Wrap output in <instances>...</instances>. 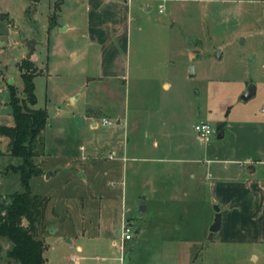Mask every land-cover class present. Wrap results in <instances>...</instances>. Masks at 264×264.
<instances>
[{"label":"rangeland","instance_id":"1","mask_svg":"<svg viewBox=\"0 0 264 264\" xmlns=\"http://www.w3.org/2000/svg\"><path fill=\"white\" fill-rule=\"evenodd\" d=\"M35 1L0 0V14L4 15L0 17V124H13L8 86H15L18 97H21L23 81L18 64L28 53L24 39H36L39 43L35 44L33 56L36 57L34 63L38 66V74L34 77L36 104L33 107L45 109L48 114L43 131L46 156L38 159L43 171L41 176H44L48 166L63 164L68 157L80 158L81 155L87 157L86 155L93 154L94 147L99 148V155H107L114 150L120 157V147L116 140L124 132L125 126L123 123L120 127L117 126L116 114L120 113L123 122L124 114L129 110V118H132L136 110L132 105L134 98L140 106V115L145 118L141 125L142 132L137 133L150 137L147 139L141 136L140 142L151 144V138L158 134L160 143V149H152L154 151L151 153L141 152L138 159L127 163L129 168L123 204L130 209L126 217L132 224L133 239L126 242L125 251L128 255L125 260L124 252L120 251V173L113 178L108 175L106 181L96 187L92 182L91 188V173L82 172L87 174L88 182L83 190H78V195H81L79 197L77 193L70 191L67 173L64 171L55 173L53 169L50 172L55 174L48 179H42L41 176L31 178V190L49 197L43 227L45 234H50L56 223L59 224L56 233L46 238V264H75L69 258L71 255L85 256L79 264H176L186 256L185 247L177 242V238L185 236L186 219L183 214L180 219L169 220L179 226L174 230L173 237L155 236L150 233L149 225L154 221L150 222L147 213L142 218L139 217L136 202L146 190V187L141 189L143 184L153 186L155 182L162 181H173L180 187L178 192L175 190L176 196L184 198L183 189L190 190L187 187L190 183L187 168L185 169L187 164L182 167L183 171L169 174L155 172V176L150 178L149 169H162L161 167L169 165L150 158L169 156L161 149L172 142L183 144L182 147L187 145L193 150L202 148L208 141L216 138L214 132L217 122L228 114L232 105H251L255 108L263 105L262 96L246 102H241L239 98L249 84L260 87L264 82V0L152 1L153 8L148 17H144L145 20L158 24L164 22L171 29L166 31L164 41L153 40L148 43L150 46H147V50L164 47L167 68L171 69V74L167 76L171 89L167 95L162 92L161 97L160 92H153L151 99L146 91H136L133 88L112 91L111 82L97 79V60L92 49H86L85 41L78 35H73V32L62 31L65 24L61 23L62 28L49 27V16H54L55 12L58 15L56 7L59 5L61 8L59 22H62L68 18V6L62 4V0ZM159 5L164 6L163 12L159 11ZM42 29L46 30L44 39ZM188 36L196 37V45L187 44ZM191 51L194 53L192 58L187 53ZM131 56L132 59L136 58L137 53L133 50ZM151 60L154 61V58ZM190 66L194 67L193 76H189ZM84 103L88 108L100 110L94 119L97 127L91 126V120L83 119L86 111ZM103 118H107L110 124L103 123ZM200 120L208 123L213 130L207 142L200 141L194 129V125ZM178 130V137L165 139L161 136L162 133H175ZM128 131L131 138V128ZM7 142V138H0V194L22 190L19 173L13 170L20 159L9 153L3 154L8 148ZM171 154L187 156L181 150ZM95 159L98 158L79 159L76 169H81L83 162L90 164ZM105 163L107 166L114 162L107 160ZM71 175L81 185V178L76 171L71 172ZM207 190V186L197 190V204L192 206L193 224L197 230L195 232L202 233L204 237L199 263L264 264V244L228 248L209 240V229L215 212L214 203L208 200ZM201 192H204L203 197ZM90 194L94 195L91 203ZM64 197L69 201V218L58 220L53 214V198L57 200ZM99 203L104 205L100 213L93 210ZM174 209L177 211V205ZM139 219L146 228L141 236L135 233ZM97 223L102 225L99 227ZM82 228L87 234L99 232L98 238L79 234ZM74 234L78 236L75 237ZM66 238L71 239V243ZM170 238L176 239L171 241ZM77 245L82 246L81 253L76 251ZM10 246L11 242L0 236V264L15 263L7 259V254L4 256ZM129 249L132 250L128 251ZM251 254L258 255L259 259L252 260Z\"/></svg>","mask_w":264,"mask_h":264},{"label":"crops","instance_id":"2","mask_svg":"<svg viewBox=\"0 0 264 264\" xmlns=\"http://www.w3.org/2000/svg\"><path fill=\"white\" fill-rule=\"evenodd\" d=\"M152 1L157 0H62V4L65 3L70 9L69 15L65 21L59 22L61 8L58 5L56 7L58 15L57 12L54 13V26L62 28V24H65L61 29L62 31L73 32V35H78L85 41L86 49H92L94 58L97 60L96 78L101 80V82H111L112 91L117 92L119 89L133 88L136 91H146L149 99H151L153 92L156 91L160 92L159 97H161L162 92L167 95L171 89V84L167 80V76L171 74V69L167 68L168 60L167 55L164 53L165 50L163 51L164 47L158 46L159 48L154 47L147 50V46H150L148 43L153 40L164 41L166 31L171 28L164 22L158 24L145 20L144 17H148L149 12L153 8L151 5ZM193 1L199 2V0ZM196 43L195 36L187 37L188 45H196ZM133 50L137 53V56L132 59ZM187 53L192 58L194 53L192 51ZM35 58L33 54L30 57L33 62ZM151 58H154V61ZM34 64L38 68L36 63ZM256 96H262L264 99V82L260 87L255 86V93L250 99ZM138 97L140 96L138 95ZM72 99L74 100V98ZM240 101L246 102L241 99ZM126 103L129 109V95H127ZM83 105H86V103ZM132 105L136 109L132 118H129V110L124 114L123 122L121 121L120 113L116 114L117 126L120 127L121 123H123L126 130L116 140L117 146L120 147V157L114 150L107 155H99V148L94 147L92 149L93 154H88L86 155L87 157L81 155L80 158L68 157L63 164L48 166L45 172L46 174L47 171H52L53 169L55 173L59 171L66 172L70 191L73 194L77 193V195L79 191L85 188V184L88 182L87 174L84 175L82 172L89 171L91 173V188H93L92 182H94V187H96L106 181L108 175L113 178L120 173V225L123 209L129 208L123 204L124 188L127 185L126 180L129 168L128 161L138 159L137 156L141 152L151 153L160 149L158 134L151 138V144L140 142L141 136L147 139L150 137L146 134L140 135L137 133L142 132L143 128H141V125L145 118L140 115V106L135 98ZM85 108L83 119L91 120V126L97 127V122L94 119L100 110L88 108L87 105ZM162 122L165 121L163 120ZM129 128H131V138L128 136ZM219 131H222L221 137H218ZM214 133L216 138L208 141L200 149L193 150L188 148L187 145L182 147L183 144L172 142V144H168L167 147L165 146L161 149L165 150V154L169 156L150 158L152 161L169 164L161 167L162 169H149L150 178L155 176V172L169 174L183 171L182 167L187 164L185 169L187 168V176L190 179L187 187H190V190L189 188L187 190L183 189L184 198L176 196L175 190L177 191L180 187H177L173 181L170 183L165 181L155 182L153 186H149L148 183L146 185L141 184V189L146 187V190L143 195H140L141 198L139 197L136 204L138 208L141 201H144L146 208L138 215L142 218L147 213L149 214L150 222L154 221L152 222L153 224H149L150 233L152 232L155 236L165 235L173 237L174 230L178 229L179 226L169 222V220L180 219L182 214L186 219L184 225L185 236L180 239L177 238V242H179L181 247H185L186 256L179 259L176 264H198L202 258L200 252L203 250L204 237L202 233L195 232L197 230H195L193 224L194 211L192 206L194 207L197 204V199H195L199 195L197 190L205 186L208 188V200L218 207L220 213V228L213 233L209 232L211 236L209 240L213 243L223 244L228 248L233 246L247 248L252 244H264V103L259 108L251 105L230 106L228 114L218 120ZM178 134H180L179 130L175 133H162L161 136L165 137V139H171V136H177ZM2 137L4 136L0 135V138ZM198 139L200 140L199 137ZM179 150L187 156H172V152L175 154ZM45 153L42 157L46 156ZM3 154H8V148L6 153ZM88 158L98 159L91 161L90 164L83 162V165H80L81 169H76L79 159L86 160ZM107 160L114 163L106 166L105 162ZM75 171L81 178V185L73 180L71 172ZM45 174L41 176L42 179H48ZM203 194L204 192L200 193L202 197ZM1 195L8 196L10 194ZM79 196L81 195L79 194ZM89 197V203H91L94 195L90 194ZM65 198H58L57 200L53 198L55 219L67 220L69 218V201L68 199L65 200ZM81 199L83 198L81 197ZM176 205L177 211L174 209ZM103 207L104 205L99 203L93 210H97L100 213ZM181 207L182 209H180ZM97 225L100 227L102 224L97 223ZM58 226L59 224L56 223L55 229L45 236V243L47 237L56 233ZM83 231L85 232L84 228L78 233L81 235H92L93 239L98 238L99 232L87 234ZM143 232H146L145 224L139 219L135 233L141 236ZM74 235L75 237L78 236V234ZM175 239L170 238L169 240ZM66 241L71 243L72 240L66 238ZM120 242V251L124 252L123 260H125L128 255L127 251H125L127 241L122 242L120 240ZM134 245L135 243L132 244V249ZM6 251L4 256L7 254ZM76 251L81 253L83 251L82 246L77 245ZM73 256L78 258L76 264H79L80 260L85 257L82 255L79 257L71 255L69 258ZM44 257V264H46L47 257L45 252ZM251 257L254 261L259 259L258 255L251 254Z\"/></svg>","mask_w":264,"mask_h":264},{"label":"trees","instance_id":"3","mask_svg":"<svg viewBox=\"0 0 264 264\" xmlns=\"http://www.w3.org/2000/svg\"><path fill=\"white\" fill-rule=\"evenodd\" d=\"M54 25V16H50L49 27ZM18 68L23 81L22 95L18 97L15 86H8L13 124H0V135L8 139V153L20 159L13 170L19 173L22 190L8 196L0 194V236L11 242L6 251L7 259L15 262L11 264H44L47 246L43 227L49 197L34 193L30 180L43 173L38 159L44 155L42 132L48 114L45 109L33 107L36 104L33 78L38 74L34 62L23 58Z\"/></svg>","mask_w":264,"mask_h":264},{"label":"water","instance_id":"4","mask_svg":"<svg viewBox=\"0 0 264 264\" xmlns=\"http://www.w3.org/2000/svg\"><path fill=\"white\" fill-rule=\"evenodd\" d=\"M42 39H44V30L43 29H42ZM24 41H25V43L27 45V48H28V53L26 55V58H30L31 55L34 53L35 44L39 43V41H36V39H33V38H31V39L26 38V39H24ZM219 54L220 53H218V55ZM193 75H194V67L190 66V68H189V76H193ZM254 93H255L254 84H249L246 87V89L243 91V93L240 95V99L242 101H247L248 99H250L254 95ZM221 136H222V131H219L218 137H221ZM53 174H55V173H52V172L48 171L45 174V177L49 178ZM145 208L146 207H145L144 201H141V203L138 205V214L140 215L145 210ZM214 209H215V216H214L213 223H212V225L210 226V229H209L210 233H213V232L217 231L220 228V213L218 211V207L214 206Z\"/></svg>","mask_w":264,"mask_h":264},{"label":"built area","instance_id":"5","mask_svg":"<svg viewBox=\"0 0 264 264\" xmlns=\"http://www.w3.org/2000/svg\"><path fill=\"white\" fill-rule=\"evenodd\" d=\"M159 11L163 12L164 11V6L159 5ZM103 123L105 124H110V121L106 118H103ZM194 129L198 134V137L202 141H208L211 134L213 133V130L211 126L203 121H200L199 123L194 125ZM130 211L129 208H124L122 211V219H121V225H120V239L122 242L132 240L133 238V233H132V224L126 217V213ZM75 264L78 262V258L73 256L70 258Z\"/></svg>","mask_w":264,"mask_h":264}]
</instances>
